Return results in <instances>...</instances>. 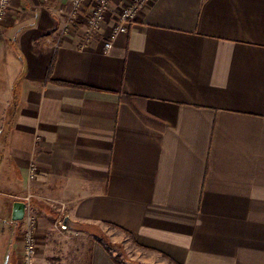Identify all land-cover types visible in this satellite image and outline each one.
<instances>
[{
  "label": "crops",
  "instance_id": "crops-1",
  "mask_svg": "<svg viewBox=\"0 0 264 264\" xmlns=\"http://www.w3.org/2000/svg\"><path fill=\"white\" fill-rule=\"evenodd\" d=\"M132 2L113 0L85 41L83 23L66 25L71 0L12 1L0 264H21L26 218L12 216L28 196L35 264H126L59 220L149 264H264V0H153L106 50Z\"/></svg>",
  "mask_w": 264,
  "mask_h": 264
},
{
  "label": "built area",
  "instance_id": "built-area-1",
  "mask_svg": "<svg viewBox=\"0 0 264 264\" xmlns=\"http://www.w3.org/2000/svg\"><path fill=\"white\" fill-rule=\"evenodd\" d=\"M13 0H0V20H3L9 13ZM113 0H71L72 7L68 14L66 25L77 26L83 23L85 35L84 40L89 41L92 36L100 31L105 17L112 13ZM153 0H133L132 4L121 8L115 12V23L112 27L109 39L105 43L106 50H110L114 41L121 33H127L130 25L135 21L139 11ZM86 8V9H85ZM85 9V10H84ZM38 166L33 163L31 167V177L37 176ZM31 196L27 199V208ZM26 230L24 240V251L21 264H35L37 254V239L35 234L36 218L31 214H26ZM61 230H67L68 225L63 220L58 221Z\"/></svg>",
  "mask_w": 264,
  "mask_h": 264
},
{
  "label": "rangeland",
  "instance_id": "rangeland-1",
  "mask_svg": "<svg viewBox=\"0 0 264 264\" xmlns=\"http://www.w3.org/2000/svg\"><path fill=\"white\" fill-rule=\"evenodd\" d=\"M9 14V13H8ZM8 14L6 15V17L3 20H0V26L4 24V22H6V19L8 17ZM2 90L3 88H0V141H2L3 137H4V132L6 130H8L9 126L12 125V123L15 120L16 117V113H17V102H19V97L17 96V88H15L14 90V100L13 103H5L3 101V95H2ZM17 96V97H16ZM8 104V108L5 109V106ZM31 198V197H30ZM27 204V199L24 201ZM31 203V199L29 202V205ZM31 214L33 216H35L34 214L27 212V214ZM36 218V217H35ZM58 223V222H57ZM93 232V238L94 240H98L99 238H101L102 241L109 243L111 245V248L117 253V256L119 258L124 259V261L126 260V264H149L146 263L142 257H140L135 250L132 248V246H124L122 243H118V242H114L113 239H111L109 236H107L104 232H102L101 230L97 229L96 232ZM96 235V236H95ZM103 236V238H102ZM4 264L8 263V259H4L3 261Z\"/></svg>",
  "mask_w": 264,
  "mask_h": 264
},
{
  "label": "water",
  "instance_id": "water-1",
  "mask_svg": "<svg viewBox=\"0 0 264 264\" xmlns=\"http://www.w3.org/2000/svg\"><path fill=\"white\" fill-rule=\"evenodd\" d=\"M27 212V204L24 201H17L14 204V209H13V220L16 222H19L23 220L26 216ZM68 222V219L66 220Z\"/></svg>",
  "mask_w": 264,
  "mask_h": 264
},
{
  "label": "trees",
  "instance_id": "trees-1",
  "mask_svg": "<svg viewBox=\"0 0 264 264\" xmlns=\"http://www.w3.org/2000/svg\"><path fill=\"white\" fill-rule=\"evenodd\" d=\"M68 228H72V229H76V230H83V229H88V228H90V229H92L93 231H95L96 232V230H97V228H91V227H87V226H84V225H82V224H79V223H77V222H73V221H70V222H68ZM102 238H103V236H102ZM104 239V238H103ZM106 243V242H105ZM107 244V246L108 247H111V245L109 244V243H106Z\"/></svg>",
  "mask_w": 264,
  "mask_h": 264
}]
</instances>
